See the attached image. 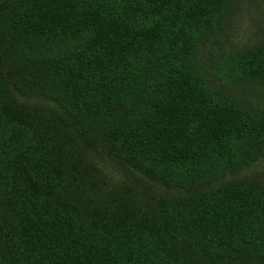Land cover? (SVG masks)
Wrapping results in <instances>:
<instances>
[{"label":"trees","instance_id":"obj_1","mask_svg":"<svg viewBox=\"0 0 264 264\" xmlns=\"http://www.w3.org/2000/svg\"><path fill=\"white\" fill-rule=\"evenodd\" d=\"M250 7L0 0V264H264Z\"/></svg>","mask_w":264,"mask_h":264},{"label":"rangeland","instance_id":"obj_2","mask_svg":"<svg viewBox=\"0 0 264 264\" xmlns=\"http://www.w3.org/2000/svg\"><path fill=\"white\" fill-rule=\"evenodd\" d=\"M263 12H264V10L262 12H260L256 9V7H250V8H248L247 11L241 10L239 13V16L234 18V20H237V22H236V24H234V27L231 31L230 37H231L232 45L235 48H239V47H243L245 45H248L250 40L257 37V33L259 31V28L254 26V25L250 26V23L248 22V20L251 17L252 18L262 17L261 14ZM263 17H264V15H263ZM230 51H233V49H230ZM202 55L203 54H201L199 56V58H202ZM245 94H247V93H245ZM250 96L251 95H247L246 99H249L253 102L258 100L257 96H253V95H252V97H250ZM257 165H259V170H261V171L264 170V160L259 161ZM258 172H260V171H258Z\"/></svg>","mask_w":264,"mask_h":264}]
</instances>
